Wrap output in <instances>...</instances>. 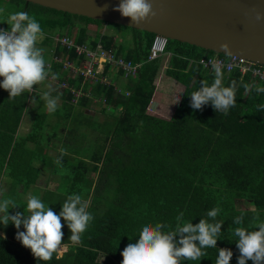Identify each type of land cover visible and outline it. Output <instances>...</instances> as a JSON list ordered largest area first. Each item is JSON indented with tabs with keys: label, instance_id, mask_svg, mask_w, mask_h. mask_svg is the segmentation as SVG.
I'll return each instance as SVG.
<instances>
[{
	"label": "trees",
	"instance_id": "trees-1",
	"mask_svg": "<svg viewBox=\"0 0 264 264\" xmlns=\"http://www.w3.org/2000/svg\"><path fill=\"white\" fill-rule=\"evenodd\" d=\"M11 2L16 12L35 16L45 32L37 46L50 66V76L40 89L47 91L51 85L55 89L52 94L60 97V107L53 114L46 110L39 116L35 111L45 108L42 94L32 95L38 107L32 110L31 130L19 136L31 94L9 99V93L0 88V180L2 170L8 168L11 182L21 184L25 191L34 186L41 172L36 167L29 169L28 164L41 159L35 154L31 160L25 141L43 144L50 154L57 151L47 162L48 180L64 172L61 185L64 183L68 193L81 192L90 200L88 211L94 219L79 245L72 244L59 259L54 255L48 262L35 259L15 239L10 224L7 228L0 224V264H120L121 251L139 239L143 226L162 223L174 228L181 212L185 222L195 224L201 218L209 219L207 212L213 207L221 208L216 219L224 222L217 248L205 249L207 257L200 261L182 264H215L219 248H230V264H237L239 251L233 230L249 228L256 212L264 219V112L256 111L257 105L264 104V93L257 94L254 88L248 92L243 84L264 86V81L251 73L242 75L238 68L223 70L224 85L232 81L238 85L235 107L227 115L216 112L211 104L202 111L193 110L189 94L199 89L202 80L209 84L214 80L213 71L204 69L198 60L214 54L229 56L169 39L165 72L184 85V92L170 118L151 114L148 108L163 59H149L157 34L25 0ZM2 24L9 29L6 22ZM105 26H115L110 30L116 32H104ZM117 27L130 30L132 42ZM58 35L92 49L101 42L119 56L141 63L138 74L129 77L121 68L108 64L99 75L107 76L109 82L85 80L65 69L67 60L77 61L79 56L75 48L63 47L56 39ZM116 73L128 79L121 91L113 79ZM51 74L57 79L52 80ZM64 81L71 87L83 84L84 91L91 90L92 96L77 98L70 87L62 86ZM93 100L102 107L92 108ZM95 111L102 112L104 118L99 119ZM61 148L66 154L57 164ZM56 197L62 198L54 192L43 195L42 201L48 205L47 201ZM240 215L244 216L243 224H234Z\"/></svg>",
	"mask_w": 264,
	"mask_h": 264
},
{
	"label": "clouds",
	"instance_id": "clouds-1",
	"mask_svg": "<svg viewBox=\"0 0 264 264\" xmlns=\"http://www.w3.org/2000/svg\"><path fill=\"white\" fill-rule=\"evenodd\" d=\"M113 10L130 18L132 26L145 23L157 14L150 0H120ZM4 11L0 8V13ZM255 18L257 21L264 20V14L257 12ZM2 22H6L9 29L0 28V77L3 78L0 80V88L9 93V99H15L24 93L31 94L36 88L34 86L44 84L49 79L50 66L42 49L37 46L45 38V32L35 16L26 11L11 13ZM220 48L227 56L232 55L228 42H222ZM211 68L214 73L213 82H200L199 89L189 94L190 106L193 110L202 111L211 104L216 112L227 115L237 103V82L224 85L222 63L212 62ZM51 79L55 80L57 76L51 74ZM243 87L248 92L254 88L257 94L264 93V86L243 84ZM54 91L48 85L47 91L40 97L49 114L55 113L60 107V97L54 96ZM256 111L264 112V104L257 105ZM65 154L66 151L61 148L55 162L61 164ZM18 207L20 205L14 199H0V224L4 228L13 224L17 229L15 239L29 249L35 259L43 262L51 261L54 255L59 259L65 250L62 231L64 224L71 232L68 239L73 245H79L94 219L88 211L89 202L79 194L67 196L59 213L36 195L27 198L25 210L15 211L14 214L9 212V209ZM220 212L221 208L213 207L207 212L209 219L201 218L195 224L191 220L185 222L181 212L175 218L174 228L162 223L143 226L139 239L127 244L121 251L120 264H182L184 261H200L207 257L205 249L217 248L224 223L216 219ZM243 222V215L233 220L237 225ZM21 226L23 231H20ZM166 228L169 230L165 231ZM233 237L239 251L237 264H247L248 261L264 264V219H261L259 212L253 216L249 228L236 227ZM232 257L233 251L230 248H219L215 264H230Z\"/></svg>",
	"mask_w": 264,
	"mask_h": 264
},
{
	"label": "water",
	"instance_id": "water-1",
	"mask_svg": "<svg viewBox=\"0 0 264 264\" xmlns=\"http://www.w3.org/2000/svg\"><path fill=\"white\" fill-rule=\"evenodd\" d=\"M45 7L120 24L163 35L225 54L228 42L232 55L264 65V0H150L156 16L140 25L114 11L120 0H25ZM226 55V54H225Z\"/></svg>",
	"mask_w": 264,
	"mask_h": 264
},
{
	"label": "built area",
	"instance_id": "built-area-1",
	"mask_svg": "<svg viewBox=\"0 0 264 264\" xmlns=\"http://www.w3.org/2000/svg\"><path fill=\"white\" fill-rule=\"evenodd\" d=\"M0 28L6 29L1 21ZM56 39L63 47H67L70 50L75 48L76 54L79 56V60H67L65 62V69L82 76L85 80L90 79L95 81L99 80L104 83L109 82L107 76L99 75L108 64L111 67L121 68L125 75L129 77L136 76L138 74L139 68L141 67V63H134L131 60H127L125 57L119 56L114 50L105 48L101 42L97 44L95 49H92L86 44L74 43L67 36L58 35ZM168 41V37L156 35L150 49L149 59L153 60L162 56L166 52ZM56 59L59 58L56 56ZM198 61L203 66V68L207 70H212V62H219L222 63L223 70L226 72H230L235 68H238L242 75L251 73L254 77H259L264 81V65L250 61L244 57L233 55L226 58L220 56L219 54H214L212 56H204ZM62 86L70 87L77 98L81 97L83 94L89 96L91 95V90H88V92L84 91L83 84L81 87H71L67 82L64 81L62 82ZM121 88L122 87L118 86L119 91L122 90Z\"/></svg>",
	"mask_w": 264,
	"mask_h": 264
},
{
	"label": "rangeland",
	"instance_id": "rangeland-1",
	"mask_svg": "<svg viewBox=\"0 0 264 264\" xmlns=\"http://www.w3.org/2000/svg\"><path fill=\"white\" fill-rule=\"evenodd\" d=\"M12 0H0V8H3L5 11L3 13H0V17H1V22L7 18V16L11 13H14L16 12L14 10V8H16L15 6V3H12L11 2ZM116 29L115 26H111V27H103V31L105 32H108V33H114L116 32V30H110V29ZM118 31L123 35V37H125L126 39H129L131 40V36H132V32L130 30H120L118 27H117ZM90 32L92 33L91 35H94L96 33V30L95 28L92 27V29L90 30ZM121 35H119V38ZM124 40V39H123ZM133 40V39H132ZM131 40V42H132ZM125 41V40H124ZM87 45V44H86ZM54 48H52L53 50ZM167 55L168 53L166 52L165 54H163L161 56V58H163L164 60L167 58ZM162 59V60H163ZM164 62V61H163ZM163 71V70H162ZM164 72V71H163ZM166 77H169V76H157V79H156V86L159 88V90L161 89V79H167ZM172 77H170L169 79H171ZM113 79L116 80V81H121L123 79L122 76L118 75V74H114L113 75ZM131 79V78H130ZM119 83V82H118ZM121 83H119L120 85ZM122 85V84H121ZM183 92H184V85L182 84V87H180L175 93H174V96L171 98L172 100V105L170 106V109H167V111H163L162 114H157V109L154 110L155 108V100L154 98H152L151 100V104H150V107L148 108V110L151 112V114H156V115H160L161 117L164 116V118H170L171 115H172V111L174 109V107H177L179 102H180V99L183 95ZM92 96V95H91ZM33 100V99H32ZM177 100H179V102H176ZM34 101V100H33ZM94 102V105L92 106V108H96V109H99L100 107H102V105H97V101L93 100ZM96 103V104H95ZM42 105H44V102H42ZM45 106V105H44ZM154 106V107H153ZM38 107V103L36 102L35 104V108H32L30 109L28 112H25V117L22 121V124H21V131L24 133V135L22 136H25L29 131H30V121L32 120V115L31 114H28V113H31V110H34ZM153 109V110H152ZM152 110V111H151ZM39 116L40 115H43L46 113V108H38L36 111H35ZM95 115L98 116L99 119H103L104 118V114L100 111H95ZM42 173H40L39 175H41ZM65 173L64 172H61V173H58V174H54V176L58 177L60 176L59 178H55L53 180H48L49 179V172H45L43 173L42 176H47V178H41V179H38L36 183H38V185H41V188L42 189H39L38 187L36 186H33L30 187L28 190L26 191H19L18 192V197L19 199L17 198L16 201L17 203L20 205V207L16 208V209H9V212L11 214H14L15 211H23L26 209V203H27V199H22V198H27V196H25L26 194H29V193H37L38 192V195H39V198L42 200L43 198V195L48 197L51 195V193H54L56 192L59 196H61L62 198L60 197H56L53 199V201L51 202H48L47 203L49 204V207L53 208L54 211H56L57 213H59L60 209H61V204L63 203V201L67 198V196L69 195H72V194H79L82 196L83 199L87 200L90 204V200L86 199L83 194L81 192H71V193H68V189L64 186V183H62L61 185V182H60V178L64 175ZM90 182V181H89ZM93 184H95V181H93ZM4 188V192H1L0 194V199H4V198H11V199H14L15 200V197L14 196V193L11 192L9 189L6 190V192H8L9 194L5 193V189H6V186H2ZM47 192H48V195H47ZM30 196V195H28ZM64 197V198H63ZM27 214V213H25ZM62 223L63 222V219H62ZM10 227H11V232L15 235L17 229L14 227L13 224L10 223ZM66 228V229H64ZM64 230L63 233H64V237H70L71 235V232L70 230L67 228V225L64 224V227H63ZM23 226H21L20 228V231H23ZM64 240H69L68 238H64ZM72 245V242L71 243H68V242H65L64 243V247H65V250L62 252V254L68 250V248ZM60 254V256L62 255Z\"/></svg>",
	"mask_w": 264,
	"mask_h": 264
},
{
	"label": "crops",
	"instance_id": "crops-1",
	"mask_svg": "<svg viewBox=\"0 0 264 264\" xmlns=\"http://www.w3.org/2000/svg\"><path fill=\"white\" fill-rule=\"evenodd\" d=\"M168 60H169V54L167 55V58L165 60L163 59L162 62H161V67L159 69L158 78H159V76H163V75H164V77L167 76L165 70H166V67H167V64H168ZM116 74L119 75V73H116ZM166 78L167 79H163V78L161 79L162 80L160 82L161 83L160 84L161 85V89L159 90V88L157 87L156 91L154 93V96H153V98L155 100V103H154L155 108H154V110L157 109V114H159V113L162 114L163 111H167V109H170V106L172 105L171 98L174 96V93L180 87H182V84L179 81H176L173 78L169 79L170 77H166ZM116 82H117L118 85H119V83H121L122 85L120 84V86L124 88V86L126 84H128V79L126 77H123V79L121 81H116ZM42 87H43L42 85L34 86L35 89L31 93V99H30V103L28 104V107H27L28 108L27 112L30 109L35 107V100L34 101L32 100L33 99L32 95H34V94H43L44 90L40 89ZM176 108L177 107H174V109L172 111V114H173V112L175 111ZM32 113H33V111L31 110V113H28V114L32 115ZM35 114H37V113H35ZM25 115H27V114H24L23 119H24ZM162 117H164V116H162ZM23 119H22V121H23ZM32 119H33V115H32ZM31 121H30V124H29L30 127H31ZM21 124H22V122H21ZM29 129L31 130V128H29ZM18 134H19V136L20 135H24V133L21 131V125H20V128H19ZM25 144H27V147L31 151V160L35 156V154H36V158H38L37 155H40V159H41L39 162L38 161L32 162V165H30V163H29L28 164L29 169L32 166V167L38 168L41 173L49 172L50 170H49V167H48V164H47L49 156L55 157L56 154H57V151H51V154H50V150H49V148L47 146H44L43 144L41 145L39 143H33L32 141H25ZM8 174H9V169L8 168H4L2 170V174H1V178L2 179L0 180V194H1V192H4V188L2 186H4V187L6 186L5 193L9 194L8 192H6V190H8V189L11 192L14 191V194L16 196L15 200H16L18 198L17 197L18 196V192L19 191H25V189H24V187L21 184L17 183L16 181L15 182H11L10 181L11 180V178H10L11 176H9ZM12 178H15V177H12ZM41 178H47V176L39 175L38 179H41ZM34 186L38 187L39 189H42L41 185H38V183H36ZM28 195H36V196L39 197L38 192L37 193H29V194H26L25 196H27V198H28L29 197Z\"/></svg>",
	"mask_w": 264,
	"mask_h": 264
}]
</instances>
